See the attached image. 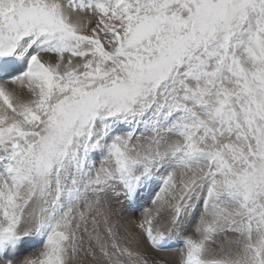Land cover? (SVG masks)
Returning <instances> with one entry per match:
<instances>
[{
  "label": "snow or ice",
  "instance_id": "6c2138e0",
  "mask_svg": "<svg viewBox=\"0 0 264 264\" xmlns=\"http://www.w3.org/2000/svg\"><path fill=\"white\" fill-rule=\"evenodd\" d=\"M0 264H264V0H0Z\"/></svg>",
  "mask_w": 264,
  "mask_h": 264
}]
</instances>
